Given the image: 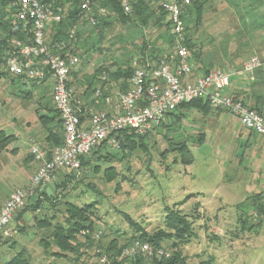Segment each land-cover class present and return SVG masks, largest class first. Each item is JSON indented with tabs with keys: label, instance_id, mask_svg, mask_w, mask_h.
Segmentation results:
<instances>
[{
	"label": "rangeland",
	"instance_id": "1",
	"mask_svg": "<svg viewBox=\"0 0 264 264\" xmlns=\"http://www.w3.org/2000/svg\"><path fill=\"white\" fill-rule=\"evenodd\" d=\"M228 11L226 0H209L206 4L204 25L198 34L207 45L224 50L226 42L232 41L224 18ZM114 33L117 41L129 36L137 42L141 39L137 30L126 31L119 27ZM145 34L150 41L156 39L149 31ZM210 35L220 39V43L217 44L216 39L210 42L211 39H207ZM162 42L161 39L158 45ZM120 45L116 42L101 56L91 53V60L79 59L78 66L82 64L84 70L90 71L99 62L117 59L126 52L119 49ZM250 58L251 55L235 67L214 66L210 72L215 69L232 72L242 68ZM194 70L193 66V75ZM45 88L0 75V128L6 135H12L6 148L0 150V206L14 191L30 185L40 165L31 151L32 146L49 147L41 118L51 119L54 125L58 117L50 110L54 103ZM252 92L248 90L244 98H251ZM244 98L239 97L264 117V104L255 105ZM220 112L224 119L231 116L229 111ZM176 119L173 115L167 116L164 126L159 125L138 139L135 146L124 153H116L114 146H108L109 153L104 155V150L103 157L92 156L89 164L85 163L75 172L77 178L59 179V175L56 182L38 189L0 231V264L23 249L27 264H100L98 251L104 250L115 237L122 242L134 234L131 221L149 233L166 230L167 206L180 211L191 223L192 233L184 242L176 241L188 264H264V201L259 204L262 213L257 207H246L253 195L264 191V150L250 147L252 142H259L261 146L264 136L258 135L248 144L239 133L222 132L216 112L205 116L197 109H190ZM240 128L249 135L248 129ZM182 144L193 154L187 155L181 150ZM181 159L195 160L188 164ZM62 181L64 185L57 188ZM69 203L94 204L100 219H96V225L102 248L99 249V245L89 249L79 263L55 257L51 254L58 250L55 246L45 251L40 244L41 238L52 229L40 228L38 220L53 216L56 217L54 222L63 221ZM250 214L252 216L248 217ZM246 219L260 225L250 230L241 223ZM174 241L165 239L159 249L169 256ZM136 242L143 243L137 240L127 247ZM148 244L153 251L159 250ZM140 253L149 257L156 254Z\"/></svg>",
	"mask_w": 264,
	"mask_h": 264
},
{
	"label": "trees",
	"instance_id": "2",
	"mask_svg": "<svg viewBox=\"0 0 264 264\" xmlns=\"http://www.w3.org/2000/svg\"><path fill=\"white\" fill-rule=\"evenodd\" d=\"M41 1L49 5L62 7V20L48 26L46 36L47 41L51 44L65 42V47L60 49V54L67 59L73 55H77L83 62L90 61L92 58L91 53H97L101 56L104 50H111V47L116 42L121 43L119 49L126 51L117 59H106L103 62L98 61L99 63L93 66L90 71L84 70L82 64L78 66L79 62L72 67L68 86L73 89L75 99L81 102L80 108L82 109L83 119H87L92 114L98 112L108 111L106 105L108 97L117 94L116 96L119 98L121 93H125L131 89L130 79L136 68L135 62L138 67L156 68L163 61H170L172 63H176L177 61V44L172 34L171 24L167 21L165 12L157 4L156 0H129L132 9L129 13L124 11L121 0H90L91 12H87L82 8L85 0ZM190 1V4L184 7L183 13L186 25V40L184 44L189 48L191 64L192 67H195L194 71L196 73L189 77V80H194L200 75L209 73L214 66H239L249 55L251 57L258 56L264 60V0H226L229 11L227 15H224V18L227 20L229 27L228 36L232 37V41L226 40L224 50L220 46L216 48V46L207 45L199 35V31L204 25L203 17L206 4L209 0ZM101 9H105V12L102 13ZM13 11L9 0H0V75L1 77L10 76L14 81L18 80L22 83L30 84L32 87L38 86L30 82L25 76H15L7 70L5 58L12 48L13 40H26L23 33H15L11 29L10 20ZM90 15L96 19L95 24L89 21L88 17ZM73 26H76L77 29L74 37L70 38ZM119 27H123L126 31L137 30L140 33L141 39L137 42L132 36H129V39L126 37L121 38L123 35L120 34L121 41H117L115 39L116 33L114 32ZM146 31H149L152 38L156 36V39L150 41V38L145 34ZM161 39L163 42L159 46L158 42ZM207 39H211L210 42H214L216 37L210 35ZM216 42L217 44L220 43V39H216ZM262 67L264 65L260 68ZM45 89L49 91L50 101L53 102L50 89L48 87ZM98 91L99 94H97ZM232 95L239 98L238 95ZM253 96L256 99V105L258 103L257 97L256 95ZM261 98L263 99L264 96L261 95ZM85 108L88 109L87 113L84 112ZM190 109H197L203 112L205 116H210L213 112L221 113L220 111L225 110L213 108L208 99L198 98L179 105L177 110L170 112L167 116L173 115L179 120ZM50 110L55 112L58 117L55 120L56 124L52 125L51 119L45 120L41 118V122L46 128V141L49 144L48 148H42L47 151L48 156H50L54 147L64 142L63 123L60 113L55 104ZM164 120L159 125L163 124L164 126ZM249 131V137H258V133L252 130ZM151 132L145 134L134 131L123 132L121 135V148L119 150L115 149V152L124 153L128 148L132 149L138 139L145 137ZM11 137L12 135H6L4 129L0 128V150L6 148ZM200 140L202 139L200 138ZM180 147L181 150H185L187 155L193 154L189 147H185L183 144ZM104 150H106L104 155L109 153L106 143L95 148L88 157L83 158L82 166L85 163L89 164L92 156L97 157L99 155L100 158L103 157ZM194 160L181 159L183 163L188 164ZM60 175L59 179L61 177L67 180L77 178L75 172L68 174L61 173ZM64 181L57 184V188L63 186ZM262 201H264V191L253 195L246 207H257L261 212L262 207L259 204ZM96 208L91 203L84 204L83 206L69 203L66 207L67 214L63 221L54 222L56 217L53 216L39 219L38 226L40 228L52 229L49 234L40 240V244L44 247V250L47 251L55 246L58 250L52 252V255L79 263L89 249L100 245L97 239L98 230L96 225V219H100ZM165 209L166 230L160 229L155 233H149L140 224L131 221V227L134 229L132 236L126 237L122 242H120L118 237H115L104 250L98 251L96 255L101 258L107 255L109 259L107 258L105 264H188L179 247L180 243H176V241L184 242L186 237L192 233L191 223L180 211L174 210L169 206ZM251 216L250 214L248 217ZM241 223L246 225V228L249 227L250 230L260 225L253 223L252 220L249 221V219L241 220ZM165 239L175 240L169 256L165 254L163 256H156L155 254L149 257L141 253L129 257L123 255V249L134 241L148 242L159 249L163 247ZM101 248L100 245L99 249ZM24 251L23 249L18 252L5 264H27L24 260ZM70 255H73V257H70ZM101 258L100 264H103Z\"/></svg>",
	"mask_w": 264,
	"mask_h": 264
},
{
	"label": "built area",
	"instance_id": "3",
	"mask_svg": "<svg viewBox=\"0 0 264 264\" xmlns=\"http://www.w3.org/2000/svg\"><path fill=\"white\" fill-rule=\"evenodd\" d=\"M9 1L14 10L10 20L11 29L15 33H23L26 40H13L5 58L7 70L50 89L63 123L64 142L54 147L50 156L41 146H32L31 151L40 165L30 185L14 191L0 206V231L38 189L56 182L61 173L80 170L83 158L88 157L95 148L106 143L120 149L123 132L145 134L153 131L170 112L194 99H208L213 108L229 111L243 127L264 136V117L228 92L231 72L215 69L194 80L188 79L193 72L190 51L184 44L186 25L183 13L190 0H156L172 27L177 44L176 63L163 61L156 68H143L135 62L136 68L130 79L131 89L120 94L111 110L92 114L87 119L82 118L81 102L75 99L73 89L68 86L71 69L78 64L79 57L73 55L67 59L60 54L65 42L51 44L47 41L48 26L62 20V7L41 0ZM121 4L126 13L131 12L129 0H121ZM82 8L91 12L90 0H85ZM101 12L104 13L105 9H101ZM88 18L92 24L96 23L92 15ZM76 29L73 26L70 38L74 37ZM263 65L262 58L253 56L244 63L242 71L253 76ZM112 98L108 97L107 102H111ZM84 112L87 113L88 109L85 108ZM140 251L158 256L164 254L163 250L153 251L148 243L136 242L125 248L123 255L131 256ZM101 262L105 264L107 256H103Z\"/></svg>",
	"mask_w": 264,
	"mask_h": 264
},
{
	"label": "crops",
	"instance_id": "4",
	"mask_svg": "<svg viewBox=\"0 0 264 264\" xmlns=\"http://www.w3.org/2000/svg\"><path fill=\"white\" fill-rule=\"evenodd\" d=\"M231 74H232V81H231V85L228 89V92H230L231 94H234V95H238L241 98H244L247 96L246 94H247L248 90L254 91V92H252L251 98L247 97L248 100H250V103L255 104L256 99L254 98L253 95H256L258 104H264V98L263 99L261 98V95L264 96V67L255 71L253 76H251L250 74H248L246 72H243L242 68L233 70L231 72ZM116 95L117 94H113L112 95V97H113L112 101L106 103L108 110H111L115 106V104L118 102V97ZM247 98H244V99H247ZM227 116H228V118L226 116H224L225 117V119H224L222 117V113L216 112V118L218 119V122L220 124L218 126V128H220L222 132L224 131V132L231 133V135H233V134L237 135L239 133L240 135H242L241 136L242 139L246 140L248 142V144L251 143L254 138L252 139V137H249L246 134H244L242 130L240 131V129H241L240 127H242V126H241L239 120L236 117H234L232 114H231V116H230V114ZM239 125H240V127H239ZM238 130L240 132H237ZM250 147H252V148L257 147V149L264 150V141L261 143V146L259 145V142H258V144H255L252 142ZM259 152H260L259 155H261L262 151L259 150Z\"/></svg>",
	"mask_w": 264,
	"mask_h": 264
}]
</instances>
